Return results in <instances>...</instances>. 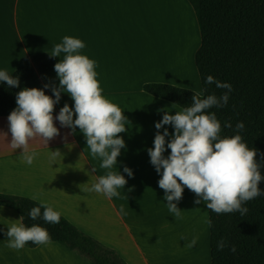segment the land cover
<instances>
[{"label": "crops", "instance_id": "obj_1", "mask_svg": "<svg viewBox=\"0 0 264 264\" xmlns=\"http://www.w3.org/2000/svg\"><path fill=\"white\" fill-rule=\"evenodd\" d=\"M183 16L195 35L184 71L177 50ZM65 36L84 42L80 54L96 62L102 96L120 107L127 119L126 131L117 134L125 148L111 169L120 172L127 183L117 189L120 196L111 199L87 191L109 170L100 167V158L92 157L79 128L72 133L55 119L59 135L47 145L40 137L30 139L28 150L37 155L31 165L26 164L23 149L11 147L7 117H0V194L46 202L80 232L116 252L125 264H175L172 259L160 258L156 251L161 228L155 219L156 214H163L165 193L158 186L161 177L147 150L154 146L155 123L165 112L174 115L183 109L151 96L144 86L168 85L202 95L194 59L200 46L194 11L187 0H0V71L12 74L30 63L32 56L51 52ZM170 48L174 55L169 60L166 51L170 54ZM64 55L60 54V61ZM39 80L46 95L52 96L51 88L44 85H59L55 70ZM64 104L72 108L74 101L62 92L54 106V118ZM164 127L170 134L165 138L167 144L173 128ZM125 166L132 170V177L123 172ZM195 199V193L184 187L180 201H173L182 218L173 219L182 240V224L200 214L205 250L201 257L190 255L185 260L211 264L209 226L205 223L208 209L203 202L194 204ZM121 205L126 215L120 212ZM19 218L15 211L0 206V264H86L53 242L33 249L8 248L5 233Z\"/></svg>", "mask_w": 264, "mask_h": 264}, {"label": "clouds", "instance_id": "obj_2", "mask_svg": "<svg viewBox=\"0 0 264 264\" xmlns=\"http://www.w3.org/2000/svg\"><path fill=\"white\" fill-rule=\"evenodd\" d=\"M84 47L83 41L69 36L63 37L62 43L53 47L49 54L51 57H58L61 53L65 55L63 60L54 65L59 85H44V88H51L52 96L38 88H22L16 94V108L7 117L11 147L22 148L24 162L31 165L37 153L29 152L28 142L40 137L47 145L59 135L54 119L62 127L71 129L72 133L79 128L92 157L100 158V167L109 170L87 191L103 194L111 199L119 197L117 189H123L127 183L120 172L111 171L117 165L121 149L125 148L124 140L117 134L126 131L124 121L127 119L120 107L102 96L94 70L96 62L80 54ZM0 81L12 88L20 85L19 78L10 76L6 71H0ZM205 83H215L217 88L226 91L219 98L212 94L201 99L198 93L192 96L191 105L184 107L182 111L175 112L174 115L165 112L162 119L154 125L157 132L154 146L147 150L148 155L161 177L158 186L164 190L168 211L175 217L182 218L181 210L173 201H180L184 187L195 193L197 199L194 204L203 202L207 209L216 214L239 212L243 216L248 209L242 205L264 195V191L258 188V183L264 180L259 169L264 165L257 162V150L250 149L242 142L241 135L221 138V124L215 113L208 111L213 107L222 108L227 105L231 85L217 81L212 76H207ZM62 92L71 97L74 105L70 108L68 104H64L54 118V106L59 103ZM166 125L173 128L167 144L165 138L170 134L164 127ZM225 127L231 128L232 125L226 122ZM244 127L243 122H238L235 126L237 132L244 130ZM166 148L170 149L167 157L163 155ZM59 154L53 152V155ZM261 156L264 157V154ZM123 172L128 177L133 176L132 170L126 166ZM41 208L44 209L42 213ZM120 212L124 213L123 205ZM28 215L33 221L43 219L45 223L55 225L60 222L61 214L42 201L39 207L31 208ZM23 219L21 216L7 228L5 234L8 237V248L20 250L28 242L36 245L51 243V237L45 228L38 225L26 227ZM205 223L211 226L212 221L205 219ZM195 244L196 239L193 238L186 246L191 248ZM217 247L222 251L226 242L219 241ZM230 251L235 252V246Z\"/></svg>", "mask_w": 264, "mask_h": 264}, {"label": "trees", "instance_id": "obj_3", "mask_svg": "<svg viewBox=\"0 0 264 264\" xmlns=\"http://www.w3.org/2000/svg\"><path fill=\"white\" fill-rule=\"evenodd\" d=\"M192 7L200 35V46L195 52V67L202 89L201 99L208 95L218 98L225 89L215 83L206 84L207 76L228 83L232 87L227 105L211 108L221 124L220 137L241 135L242 142L257 150L255 159L264 165V0H187ZM51 52L39 53L31 62L14 71L19 87H9L0 81V117H8L16 108V94L22 88L43 89L39 77L54 71L58 57ZM38 69L34 70V66ZM44 90V89H43ZM144 91L153 97L170 102L181 109L190 106L194 92L168 85H146ZM46 94V93H45ZM232 127H225V123ZM244 123V130L237 132L236 124ZM264 176V166L259 169ZM264 191V180L258 183ZM0 206L23 216L26 227L38 225L45 228L51 242L75 254L86 264H125L116 252L85 235L60 215L58 224H48L43 219L33 221L28 213L40 203L27 198L0 194ZM239 212L216 214L208 209L209 246L211 264H264V195L254 198ZM41 208V213L43 212ZM224 240L226 247L218 250ZM32 242L24 247L36 248ZM235 246V252L230 251Z\"/></svg>", "mask_w": 264, "mask_h": 264}, {"label": "bare ground", "instance_id": "obj_4", "mask_svg": "<svg viewBox=\"0 0 264 264\" xmlns=\"http://www.w3.org/2000/svg\"><path fill=\"white\" fill-rule=\"evenodd\" d=\"M183 22L180 24V44L178 51L180 54V66L182 71L186 67V59L189 54L190 48L195 43V35L193 33L191 24L187 21L186 16H183ZM167 49V48H166ZM168 51V50H167ZM166 51V57L171 59L173 56V50L170 48V54ZM168 53V54H167ZM176 60V59H175ZM176 63V61H175ZM170 153V149L166 148L165 157ZM167 201L164 200L163 214H156V224L159 229L158 237L160 244L157 246V254L162 259H172L175 264H191L190 260H185V257L194 255L195 257H201L202 250H205V231L203 227L202 218L200 214H193L191 222L183 223L185 233L184 239L180 240L177 233V222L175 221L174 214L168 211ZM196 239L194 247H187L186 245L193 239ZM180 261V262H179Z\"/></svg>", "mask_w": 264, "mask_h": 264}, {"label": "water", "instance_id": "obj_5", "mask_svg": "<svg viewBox=\"0 0 264 264\" xmlns=\"http://www.w3.org/2000/svg\"><path fill=\"white\" fill-rule=\"evenodd\" d=\"M37 69H38V65H35V66H34V70H37Z\"/></svg>", "mask_w": 264, "mask_h": 264}, {"label": "rangeland", "instance_id": "obj_6", "mask_svg": "<svg viewBox=\"0 0 264 264\" xmlns=\"http://www.w3.org/2000/svg\"><path fill=\"white\" fill-rule=\"evenodd\" d=\"M7 264V263H6Z\"/></svg>", "mask_w": 264, "mask_h": 264}]
</instances>
